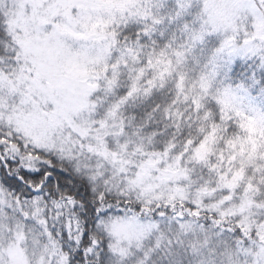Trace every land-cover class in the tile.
<instances>
[{"label":"snow or ice","instance_id":"snow-or-ice-1","mask_svg":"<svg viewBox=\"0 0 264 264\" xmlns=\"http://www.w3.org/2000/svg\"><path fill=\"white\" fill-rule=\"evenodd\" d=\"M0 264H264V0H0Z\"/></svg>","mask_w":264,"mask_h":264}]
</instances>
